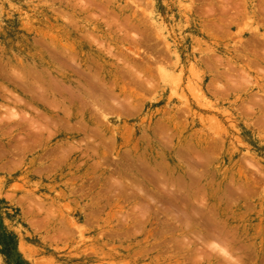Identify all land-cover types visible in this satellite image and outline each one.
I'll use <instances>...</instances> for the list:
<instances>
[{"label": "rangeland", "instance_id": "obj_1", "mask_svg": "<svg viewBox=\"0 0 264 264\" xmlns=\"http://www.w3.org/2000/svg\"><path fill=\"white\" fill-rule=\"evenodd\" d=\"M0 264H264V0H0Z\"/></svg>", "mask_w": 264, "mask_h": 264}, {"label": "bare ground", "instance_id": "obj_2", "mask_svg": "<svg viewBox=\"0 0 264 264\" xmlns=\"http://www.w3.org/2000/svg\"><path fill=\"white\" fill-rule=\"evenodd\" d=\"M233 10V9H232Z\"/></svg>", "mask_w": 264, "mask_h": 264}]
</instances>
